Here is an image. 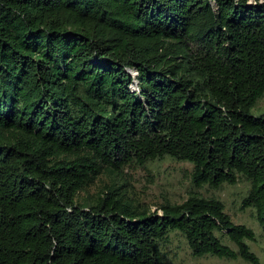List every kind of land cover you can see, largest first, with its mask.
<instances>
[{
	"label": "trees",
	"instance_id": "trees-1",
	"mask_svg": "<svg viewBox=\"0 0 264 264\" xmlns=\"http://www.w3.org/2000/svg\"><path fill=\"white\" fill-rule=\"evenodd\" d=\"M263 97L264 0H0V264H165L174 230L264 264L223 200L154 210L119 180L167 156L198 186L245 176L264 228Z\"/></svg>",
	"mask_w": 264,
	"mask_h": 264
},
{
	"label": "rangeland",
	"instance_id": "rangeland-1",
	"mask_svg": "<svg viewBox=\"0 0 264 264\" xmlns=\"http://www.w3.org/2000/svg\"><path fill=\"white\" fill-rule=\"evenodd\" d=\"M135 72V71H133ZM134 81H137L135 78ZM136 88L138 81L134 82ZM257 115L264 112V97L253 108ZM193 163L179 160L170 156L155 161H148L144 165L131 164L123 169L120 180L126 181L130 188V194L137 201L152 206L158 210V206L166 200L183 202L192 193H199L207 197H217L224 201L226 211L237 223H245L257 232L255 240H249L253 251L257 252L264 262V228L257 218L254 207L242 208L243 198L251 188V181L241 176L235 184L224 183L215 188L210 185L198 186L192 179ZM123 178V179H122ZM113 176L102 175L95 184L90 187V192H99L107 183L112 182ZM86 192L82 193L85 196ZM161 212V210H160ZM220 234V233H219ZM223 240L237 248L235 242L223 235ZM165 264H252L243 258H222L207 254L195 255L190 247L188 239L180 230L171 231L166 241L162 243Z\"/></svg>",
	"mask_w": 264,
	"mask_h": 264
},
{
	"label": "built area",
	"instance_id": "built-area-1",
	"mask_svg": "<svg viewBox=\"0 0 264 264\" xmlns=\"http://www.w3.org/2000/svg\"><path fill=\"white\" fill-rule=\"evenodd\" d=\"M134 82H136V81H134ZM132 85L135 86V83H132Z\"/></svg>",
	"mask_w": 264,
	"mask_h": 264
},
{
	"label": "water",
	"instance_id": "water-1",
	"mask_svg": "<svg viewBox=\"0 0 264 264\" xmlns=\"http://www.w3.org/2000/svg\"><path fill=\"white\" fill-rule=\"evenodd\" d=\"M137 82V81H136Z\"/></svg>",
	"mask_w": 264,
	"mask_h": 264
}]
</instances>
